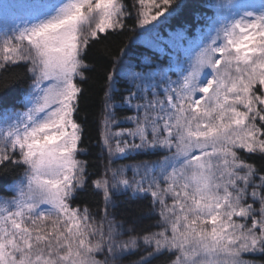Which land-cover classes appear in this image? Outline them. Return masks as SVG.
<instances>
[{"label":"snow or ice","instance_id":"1","mask_svg":"<svg viewBox=\"0 0 264 264\" xmlns=\"http://www.w3.org/2000/svg\"><path fill=\"white\" fill-rule=\"evenodd\" d=\"M210 6L217 16L186 61H145L146 73L124 49L114 58L98 141L107 166L91 181L97 214L77 201L88 188L86 58L130 19L151 33L183 5L49 0L0 33V91L31 81L21 110L0 108V175L22 169L0 197V264H264V3ZM118 77L128 88L116 104ZM139 153L163 159L117 163ZM125 198L148 200L147 212L117 220Z\"/></svg>","mask_w":264,"mask_h":264},{"label":"trees","instance_id":"2","mask_svg":"<svg viewBox=\"0 0 264 264\" xmlns=\"http://www.w3.org/2000/svg\"><path fill=\"white\" fill-rule=\"evenodd\" d=\"M242 0H234V4H240ZM264 2V0H262ZM49 0H0V33L11 30L15 25L22 24L34 19L39 7ZM216 0H211L215 3ZM176 3L183 5L176 14L169 17L166 22L160 23L159 27L149 33L143 29L135 27L132 19L128 27L120 34H114L109 40L102 42L94 48L86 58V63L90 64V69L86 71L88 80L81 84L84 89L83 99L80 101V111L78 120L85 128L83 136L84 145L89 149L81 159L88 161V188L80 193L77 198L78 203L90 207L93 214H97L103 207L102 199L93 194L91 181L99 179L104 175L107 166L105 155L101 152L98 143L102 132L101 120L104 107V92L106 90V73L111 71L114 58L124 49L126 55L123 60L130 63L136 71L151 72V68L145 61H149L152 66L168 68L169 64L178 58L187 60L190 50L194 49L201 38L209 31L208 25L217 16V10L210 6V0H176ZM236 9L233 8L232 11ZM225 12L224 15H230ZM161 20H164L162 17ZM151 27V26H149ZM19 71V70H17ZM162 73L156 75L160 79ZM172 79L176 76L169 72ZM116 84V99L114 103L119 104L120 98L127 94L128 83L126 78L118 77ZM18 83L7 90L0 91V108L21 110L20 97L23 89L30 84ZM129 113L120 109L118 118H122ZM163 159L160 154H133L131 158L118 161V164H134L139 160ZM22 174V169H15L9 176L0 175V197H11L10 185L13 179ZM131 176V171L128 173ZM148 200H127L121 201L116 209V217H128L141 209L147 212ZM153 219H145L141 227L151 225ZM126 238V237H125ZM154 264H159L155 261Z\"/></svg>","mask_w":264,"mask_h":264},{"label":"rangeland","instance_id":"3","mask_svg":"<svg viewBox=\"0 0 264 264\" xmlns=\"http://www.w3.org/2000/svg\"><path fill=\"white\" fill-rule=\"evenodd\" d=\"M241 3L259 5V4L264 3V2L262 0H242L240 2V4Z\"/></svg>","mask_w":264,"mask_h":264}]
</instances>
